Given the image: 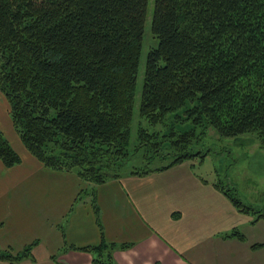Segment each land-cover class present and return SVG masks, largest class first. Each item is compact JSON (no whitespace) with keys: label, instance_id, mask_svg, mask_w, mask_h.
<instances>
[{"label":"trees","instance_id":"obj_1","mask_svg":"<svg viewBox=\"0 0 264 264\" xmlns=\"http://www.w3.org/2000/svg\"><path fill=\"white\" fill-rule=\"evenodd\" d=\"M147 5L148 0H0V92L23 145L44 166L72 171L92 185L121 175L131 154ZM150 30L157 45L145 57L139 115L156 125L172 113L191 126L168 133L138 127L154 152L146 160L159 155L169 137L171 151L165 154L174 157L128 173L145 175L203 157L192 144L209 126L222 136L255 133L264 145V0H152ZM0 159L6 166L19 161L1 131ZM212 185L253 216L250 223L264 220V210L243 203L234 187L219 180ZM81 191L90 195L100 226L94 191ZM82 198L79 193L74 201ZM223 236L245 239L236 227ZM33 243L17 252L0 249V259H32ZM127 245L101 240L61 249L87 251L92 264H116L113 250Z\"/></svg>","mask_w":264,"mask_h":264},{"label":"crops","instance_id":"obj_2","mask_svg":"<svg viewBox=\"0 0 264 264\" xmlns=\"http://www.w3.org/2000/svg\"><path fill=\"white\" fill-rule=\"evenodd\" d=\"M0 131L19 161L0 159V249L31 247L20 264H92L89 252L65 249L101 240L125 243L113 250L116 264H264V236L187 161L145 175L128 172L92 185L72 171L44 166L23 145L0 92ZM93 190L98 219L90 195ZM82 199L74 201L78 194ZM248 225L245 239L224 237ZM253 244H260L253 247ZM0 264H10L0 259Z\"/></svg>","mask_w":264,"mask_h":264},{"label":"rangeland","instance_id":"obj_3","mask_svg":"<svg viewBox=\"0 0 264 264\" xmlns=\"http://www.w3.org/2000/svg\"><path fill=\"white\" fill-rule=\"evenodd\" d=\"M151 13L152 0H148L136 78L133 115L130 123L128 147L131 154L125 163L121 165V174L130 171L134 166L153 168L165 165L174 157L172 153L165 154V152L171 151V148H168V141L172 137H169L168 141L162 144L160 154L153 155L152 158L146 160L144 155L153 154L154 152H152L150 143L139 137L138 127L146 128L148 132L161 130L168 133L170 128L179 131L191 126L189 119L177 120L176 117H172V113L168 114L163 123L156 125L148 123L139 115L145 57L148 50L157 45V38L153 36L150 30ZM176 113L183 115L181 110ZM198 131L199 129H197ZM192 149L199 150V154H205L203 157L196 155L187 159L195 172L209 180H219L225 185L234 187L235 194L243 203L252 206L256 210H264V145L257 134L244 133L237 136H222L209 126L204 129L202 135H197L193 140ZM249 225L243 224L237 229L241 232L245 230L249 235ZM260 226V223H258L252 228L258 237H263L264 234H262Z\"/></svg>","mask_w":264,"mask_h":264}]
</instances>
